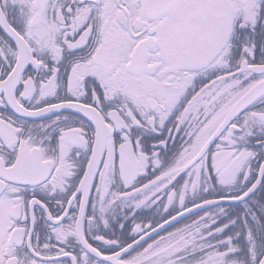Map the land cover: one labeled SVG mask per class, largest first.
Instances as JSON below:
<instances>
[{
    "label": "snow or ice",
    "instance_id": "6c2138e0",
    "mask_svg": "<svg viewBox=\"0 0 264 264\" xmlns=\"http://www.w3.org/2000/svg\"><path fill=\"white\" fill-rule=\"evenodd\" d=\"M0 264H264V0H0Z\"/></svg>",
    "mask_w": 264,
    "mask_h": 264
}]
</instances>
